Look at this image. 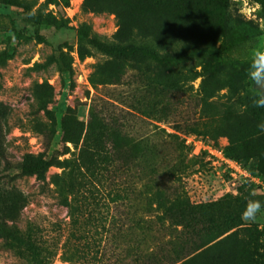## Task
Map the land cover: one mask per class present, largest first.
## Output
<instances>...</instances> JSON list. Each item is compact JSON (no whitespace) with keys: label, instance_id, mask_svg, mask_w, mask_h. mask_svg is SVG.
<instances>
[{"label":"rangeland","instance_id":"obj_1","mask_svg":"<svg viewBox=\"0 0 264 264\" xmlns=\"http://www.w3.org/2000/svg\"><path fill=\"white\" fill-rule=\"evenodd\" d=\"M225 3L235 25L253 30L242 54L250 60L264 50V13L254 0ZM128 8L126 33L155 30L154 45L162 50L217 46L223 32L198 13L149 3ZM118 28L114 14L85 9L83 0H0V223L21 232L30 229L47 249V264H170L175 254L198 244L185 223L214 224L219 236L174 264L211 245L202 264H255L254 252L264 248L259 234L264 207L254 222L244 221L242 213L249 200L264 205V132L235 116L237 102L242 98L247 104L253 92L247 85L236 96L222 89L207 98L199 89L202 77L177 86L153 85L149 61L110 58L91 44L93 37L120 43ZM92 105L131 139L129 154L141 143L142 156L116 163L92 189L95 197L77 232L49 184L62 169L49 168L46 182H38L27 175L24 156L45 152L48 142L49 156L55 154L62 148L56 146L62 126L76 130L80 122L84 127ZM196 141L221 150L230 145L232 158L250 178L232 177L206 152L197 153ZM67 146L70 153L59 160L76 156L77 148ZM158 190L167 206L176 200L172 215L181 224L155 209ZM0 264L34 262L0 237Z\"/></svg>","mask_w":264,"mask_h":264},{"label":"trees","instance_id":"obj_2","mask_svg":"<svg viewBox=\"0 0 264 264\" xmlns=\"http://www.w3.org/2000/svg\"><path fill=\"white\" fill-rule=\"evenodd\" d=\"M254 1L260 5L261 11L264 13V0ZM133 3L140 7L149 3L154 7L178 9L209 18L223 28V32L219 34V44L217 46L214 44L186 46L178 51L169 46L162 50L154 45L155 30L149 29L146 32L127 34L125 30L126 13L129 10L128 6ZM83 7L96 13H112L118 22L119 28L116 36L121 40L120 43H108L93 37L90 39L93 47L110 58L135 60L140 56L143 60L149 61L148 64L154 70L149 77L153 85L158 87L177 86L180 83H191L202 77L199 89L207 98L214 97L222 89H227L231 96H236L247 85L254 97L257 95L246 75L251 59L246 60L242 57L245 47L251 42L253 30L251 27L241 28L228 18L225 0H83ZM83 34L82 31L79 32L81 40L85 37ZM234 55L239 58H232ZM109 77L113 78L116 75ZM253 87L255 88V84ZM254 97L247 104H243V100L240 98V101L237 102L240 110L235 113V116L255 122L253 128L257 130V125L264 122V108L255 106ZM151 107L152 110L155 109L153 105ZM77 125L79 127L76 130H71L69 126H62L61 139L56 143L58 147L61 144L62 148L58 149L55 154L49 156L48 151L51 150H49L50 142H48L45 152L35 156L26 154L24 159L28 166L27 175L33 176L36 181L41 183L46 182V173L49 168L55 166L62 169V173L53 176L49 180V184L53 186L59 203L67 208L68 216L72 220L75 231L78 232L81 226L80 217L84 215V210L95 197L92 189L101 184L102 178L106 179L107 174L111 173L110 169L116 163L124 165L125 163L130 164V160H136L141 154L142 145L140 142L135 143L137 148L133 154H129L130 147L133 145L131 139H128L118 128L111 126V121L108 122L99 114L94 105L89 108L86 125L83 127V123L80 122H77ZM45 135L50 136L48 131ZM79 142L81 143L77 148ZM68 143L74 149L77 148L76 156L73 160L67 158L59 160V157L70 153ZM223 152L227 158L238 162V158L231 156L230 145ZM160 192L158 190L153 195L155 209L162 213L163 218L181 224L182 220L172 215L176 200L167 206L162 200ZM174 195L175 193L172 194V196ZM184 227L190 228L189 231L193 233L198 244L186 250L182 255L175 254L170 259V264H174L185 256L207 246L219 236V234L218 236L214 234L216 230L214 224L202 225L201 228H198L197 225L185 223ZM259 234L264 236V230L259 231ZM0 237L10 248L29 255L34 264H47L43 261L47 249L35 242L30 229L21 232L16 227L0 223ZM177 239L183 243L181 238ZM191 243L194 245L196 242L192 240ZM212 246L181 264H189L191 261H194V264H202V258L210 252ZM262 250V252H254L255 264H264V248Z\"/></svg>","mask_w":264,"mask_h":264},{"label":"clouds","instance_id":"obj_3","mask_svg":"<svg viewBox=\"0 0 264 264\" xmlns=\"http://www.w3.org/2000/svg\"><path fill=\"white\" fill-rule=\"evenodd\" d=\"M247 79L251 81V87L257 95L253 103L258 108H264V89L254 88L253 85H264V50H257L253 53L251 62L246 70ZM260 132H264V122L257 125ZM262 203L257 200H249L242 213V219L246 222H254L257 214L261 211Z\"/></svg>","mask_w":264,"mask_h":264},{"label":"built area","instance_id":"obj_4","mask_svg":"<svg viewBox=\"0 0 264 264\" xmlns=\"http://www.w3.org/2000/svg\"><path fill=\"white\" fill-rule=\"evenodd\" d=\"M193 145H194V150L197 151V153H200L201 151L206 152L208 154V157L213 159V162H216L224 166V168H226L229 171L232 177L235 178L237 175H243L250 178L249 174L242 167L240 162L227 158L223 150L208 146L207 144H204L201 141L193 142Z\"/></svg>","mask_w":264,"mask_h":264},{"label":"water","instance_id":"obj_5","mask_svg":"<svg viewBox=\"0 0 264 264\" xmlns=\"http://www.w3.org/2000/svg\"><path fill=\"white\" fill-rule=\"evenodd\" d=\"M255 88H257V89H264V85H255Z\"/></svg>","mask_w":264,"mask_h":264}]
</instances>
